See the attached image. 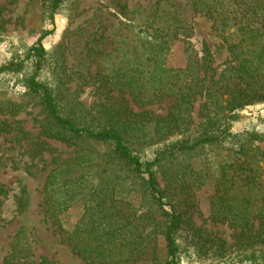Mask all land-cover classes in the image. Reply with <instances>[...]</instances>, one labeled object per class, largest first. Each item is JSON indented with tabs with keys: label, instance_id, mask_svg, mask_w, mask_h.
<instances>
[{
	"label": "trees",
	"instance_id": "obj_1",
	"mask_svg": "<svg viewBox=\"0 0 264 264\" xmlns=\"http://www.w3.org/2000/svg\"><path fill=\"white\" fill-rule=\"evenodd\" d=\"M42 1L45 17L54 21L65 0ZM119 13L131 22L136 20L131 42L126 39L130 34L122 32V38L108 50L106 38L100 36L97 45L81 49L75 67L66 64L63 42L51 52L44 47L43 39L53 30L42 33L23 56L0 65V75L25 69L28 63L32 66L27 87L39 97L45 113L38 120L37 134L25 130L15 117H0V136L16 131L15 139L24 140L32 161L55 153L50 140L74 148L71 158H53L43 186L44 211L49 221L62 226L69 209L83 202L89 225L65 234L69 242L78 237L77 252L82 257L89 253L94 264H129L151 244L156 254L160 238L165 249L162 264H179L183 249L178 239L184 231L191 242L205 247L208 239L191 223L186 201L188 192L201 188L213 175L214 220L241 225L239 239L252 249L253 263L259 264L264 261V182L259 165L263 153L253 139L261 136L255 131L232 132L231 122L239 117L240 109L264 104V0H154L142 11L134 8ZM195 15L209 19L226 45L229 59L218 74L209 46L204 43L196 49L190 41ZM137 16L142 21L137 23ZM174 40L186 43L187 64L156 70L157 55ZM100 53L104 54L101 58ZM96 60L103 65L93 73L91 64ZM44 70L49 75L41 78ZM75 81L77 87L83 83L97 86L96 91L106 96L86 107L72 95L77 90L69 85ZM115 91L118 95L111 94ZM124 92L142 107L165 98L174 99L175 105L166 115L135 111L121 95ZM198 96L204 98L200 111L204 120L192 127ZM16 107L13 102H0V113L14 115ZM97 142L107 144L111 151L101 154ZM151 144H159L154 156L143 158L138 147ZM206 147L223 149L214 172L197 169L185 160L186 155ZM99 173L103 177L95 183ZM123 176L133 177L142 200L149 196V209L144 210L143 203L134 204L137 195L132 191L136 189L124 185ZM8 191L0 185V195ZM19 193L17 206L22 211L24 187ZM25 244L28 252L29 243ZM40 259L38 264H54ZM158 259L156 255L154 260ZM25 261L34 262L28 253Z\"/></svg>",
	"mask_w": 264,
	"mask_h": 264
},
{
	"label": "rangeland",
	"instance_id": "obj_2",
	"mask_svg": "<svg viewBox=\"0 0 264 264\" xmlns=\"http://www.w3.org/2000/svg\"><path fill=\"white\" fill-rule=\"evenodd\" d=\"M154 0H65L62 8L56 13L54 21L47 19L43 13L42 0H0V65L11 59L23 56L27 49L35 44L39 36L45 31L53 30L43 39V45L51 52L63 42L65 46L66 64L75 67L80 60L81 49L97 45L96 39L102 36L106 38L108 50L115 47L121 33L130 34L126 38L131 42L132 26L135 21H129L120 15L119 11H130L141 8V11L152 5ZM125 6V8H123ZM131 17V16H129ZM138 21H142L137 16ZM193 35L190 41L196 49H201L206 43L214 56L213 66L216 73H220L229 59V53L222 39L216 34L212 22L204 16L195 15L193 18ZM123 23H121V21ZM125 23L127 25H125ZM109 36V38H107ZM186 43L183 40H174L170 46L162 50L156 57L154 68L162 71L168 68H180L187 64ZM113 54L118 55V51ZM104 54L100 53V58ZM99 58V59H100ZM92 59V58H91ZM100 60L92 62L91 71L95 73L102 67ZM28 63L25 69L19 71L4 72L0 75V102H13L17 105V111L13 114L0 117H15L22 122V127L34 134L39 132V121L45 113L43 104L39 97L32 93L27 87V80L31 72ZM48 67V66H47ZM100 67V68H99ZM216 74V75H217ZM49 72L44 70L41 78L48 77ZM73 96H77L86 107H92L100 97H105L96 91L97 86L83 83L77 87V81L69 85ZM119 91L111 94L118 95ZM129 100V105L135 111L144 109L151 110L156 114L166 115L175 105V100L165 98L161 102L146 106L137 105L127 92L121 95ZM203 97L197 98L192 111L191 126L204 120L201 116V104ZM239 117L231 122V130L235 133L255 131L261 136L253 139L263 155L259 160L262 180L264 182V104H254L240 109ZM13 134L0 136V185H4L9 191L0 195V264H25V257L32 258L33 263L38 264L40 257H45L54 264H94L89 253L82 257L77 251L75 244L79 243L76 236L71 242L68 241L66 231L74 232L79 225L87 227L88 217L84 212V204H75L69 209V215L63 217L62 226L53 224L48 220L44 211L43 186L46 175L54 165V157L65 160L74 155V148L65 143L50 140L55 153L45 154L42 159L32 161L25 151L24 140L15 139ZM13 135V136H12ZM160 144V143H159ZM159 144L142 145L141 156L152 158ZM96 149L101 154L110 152L105 143H95ZM223 153L222 148L206 147V149L193 155H186L185 160L193 163L197 169H209L214 172V164ZM205 163V164H204ZM207 163V164H206ZM207 167V168H205ZM104 169V167H101ZM99 172L100 168L98 167ZM103 177L99 173L95 183ZM124 177V185L136 190L132 193L134 204L143 203L144 210L149 209V196L142 200L141 188L134 184L133 177ZM214 175L209 178L201 188L188 192L187 215L191 223L200 228L201 233L208 239L207 245L201 247L199 243L191 242L186 231L181 232L179 242L183 249L179 264H254L249 256L252 249L242 244L239 236L242 226L232 225L228 221L214 220L212 216L214 205L212 196L214 194ZM24 187L26 206L22 211L18 209L17 201L19 189ZM126 197L129 198V195ZM161 215L158 216L160 218ZM83 222V224H81ZM259 227V221L256 220ZM63 227V228H62ZM65 229V230H64ZM224 243H221V242ZM29 244V251L26 248ZM222 247L219 248L218 245ZM163 240H159L158 250L153 254L154 245H150L147 252L129 264H162L165 249ZM260 247V245L255 246ZM254 247V248H255ZM12 252L15 253L12 255ZM158 256V261L154 260ZM259 264H264V261Z\"/></svg>",
	"mask_w": 264,
	"mask_h": 264
}]
</instances>
